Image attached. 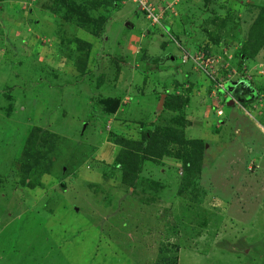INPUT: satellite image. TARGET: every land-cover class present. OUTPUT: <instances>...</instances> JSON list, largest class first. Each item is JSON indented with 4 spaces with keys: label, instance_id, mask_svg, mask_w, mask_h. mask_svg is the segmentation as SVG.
<instances>
[{
    "label": "rangeland",
    "instance_id": "1",
    "mask_svg": "<svg viewBox=\"0 0 264 264\" xmlns=\"http://www.w3.org/2000/svg\"><path fill=\"white\" fill-rule=\"evenodd\" d=\"M162 262L264 264V0H0V264Z\"/></svg>",
    "mask_w": 264,
    "mask_h": 264
},
{
    "label": "trees",
    "instance_id": "2",
    "mask_svg": "<svg viewBox=\"0 0 264 264\" xmlns=\"http://www.w3.org/2000/svg\"><path fill=\"white\" fill-rule=\"evenodd\" d=\"M105 20H101L98 23V28H103ZM200 54V52H197L195 55ZM244 56V55H242ZM208 57V56H206ZM201 67V66H200ZM185 94L184 98L182 97V95ZM188 96V95H187ZM189 97V96H188ZM185 99V100H184ZM186 93H176V92H168L167 93V99L165 101V108L172 111V112H183L184 108H185V104H186ZM186 121H189L188 118L186 119ZM41 131V130H38ZM43 132V130L41 131V133ZM40 133V136H41ZM39 135L37 136L38 138L40 137ZM142 143H140L139 148L141 149L142 147ZM90 155V154H89ZM144 157L145 154L141 151L139 154H136L134 156V163H135V171L134 172H129V171H125L124 175H123V183L128 185L129 187H133L136 184V179L138 176V172L142 170V165L144 162ZM125 164V163H124ZM161 264H167L166 262H162Z\"/></svg>",
    "mask_w": 264,
    "mask_h": 264
},
{
    "label": "built area",
    "instance_id": "3",
    "mask_svg": "<svg viewBox=\"0 0 264 264\" xmlns=\"http://www.w3.org/2000/svg\"><path fill=\"white\" fill-rule=\"evenodd\" d=\"M198 57H200V56H198ZM204 57H206V56H204ZM199 60H200L199 66L204 67V68L210 66V64H209L210 63V58L206 57V60H204V59H202L200 57ZM219 87L222 88L223 86L221 85Z\"/></svg>",
    "mask_w": 264,
    "mask_h": 264
},
{
    "label": "water",
    "instance_id": "4",
    "mask_svg": "<svg viewBox=\"0 0 264 264\" xmlns=\"http://www.w3.org/2000/svg\"><path fill=\"white\" fill-rule=\"evenodd\" d=\"M165 97H166V95H163V96H162V102L164 101Z\"/></svg>",
    "mask_w": 264,
    "mask_h": 264
},
{
    "label": "clouds",
    "instance_id": "5",
    "mask_svg": "<svg viewBox=\"0 0 264 264\" xmlns=\"http://www.w3.org/2000/svg\"><path fill=\"white\" fill-rule=\"evenodd\" d=\"M192 58H194V57L192 56Z\"/></svg>",
    "mask_w": 264,
    "mask_h": 264
}]
</instances>
